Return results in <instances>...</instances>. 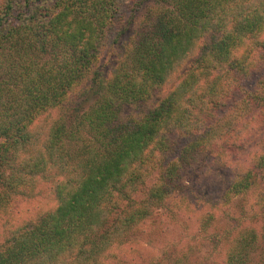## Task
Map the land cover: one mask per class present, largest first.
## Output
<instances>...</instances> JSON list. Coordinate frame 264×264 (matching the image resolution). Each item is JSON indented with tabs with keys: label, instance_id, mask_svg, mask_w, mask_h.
<instances>
[{
	"label": "trees",
	"instance_id": "1",
	"mask_svg": "<svg viewBox=\"0 0 264 264\" xmlns=\"http://www.w3.org/2000/svg\"><path fill=\"white\" fill-rule=\"evenodd\" d=\"M121 1L0 0V264L141 260L184 182L264 133V0ZM248 157L224 194L264 225V139ZM44 181L52 205L13 225ZM256 241L240 229L222 263Z\"/></svg>",
	"mask_w": 264,
	"mask_h": 264
},
{
	"label": "rangeland",
	"instance_id": "2",
	"mask_svg": "<svg viewBox=\"0 0 264 264\" xmlns=\"http://www.w3.org/2000/svg\"><path fill=\"white\" fill-rule=\"evenodd\" d=\"M131 4V0L121 1L122 16L128 14ZM113 34L112 30L110 37ZM130 34L122 36L121 40L125 42L121 44L128 41ZM263 136V132L255 135L247 146L235 150L230 156L231 166H222L208 174L196 173L189 177L184 182L186 200L180 203L181 206L173 207L170 213L159 210L164 220L163 228L154 229L150 235L140 233L132 239L131 243L137 244L138 251H142V259L136 255L132 261L131 254H122L118 257L123 258L124 262L113 264H165L171 256L184 257V264H223L221 254L227 249L232 236L242 228L255 231L257 241L251 250L250 263L258 264L263 253L261 235L264 233V225L257 212L263 207L258 204L256 211L250 212L246 206L245 212L242 209L245 197H235L230 201L226 200L224 193L234 174L249 162L250 152L259 147ZM49 184L47 181L41 182L31 197L16 206L13 225L34 218L52 205L48 193ZM6 233L7 229L0 228V238Z\"/></svg>",
	"mask_w": 264,
	"mask_h": 264
}]
</instances>
